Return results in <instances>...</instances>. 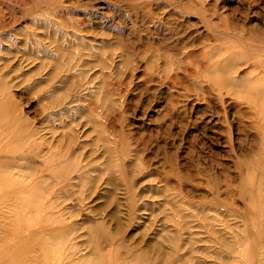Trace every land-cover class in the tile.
<instances>
[{"label":"rangeland","instance_id":"1","mask_svg":"<svg viewBox=\"0 0 264 264\" xmlns=\"http://www.w3.org/2000/svg\"><path fill=\"white\" fill-rule=\"evenodd\" d=\"M254 79L264 0H0L8 244L61 235L44 264H264Z\"/></svg>","mask_w":264,"mask_h":264},{"label":"bare ground","instance_id":"2","mask_svg":"<svg viewBox=\"0 0 264 264\" xmlns=\"http://www.w3.org/2000/svg\"><path fill=\"white\" fill-rule=\"evenodd\" d=\"M228 64V63H227ZM224 65V67L221 69L223 70V78L224 80L228 81L233 87H235L238 90H244L246 88L245 83L241 81H232L231 77L229 76V70L227 68L228 65ZM230 77V78H229ZM261 82L260 79H254L251 82H249L248 87H254L258 88L256 86L263 85L259 84ZM229 84V85H230ZM237 91V90H236ZM248 91V90H247ZM257 97L261 101L262 106H264V90H258ZM250 92V91H249ZM2 114V111L0 109V116ZM8 182V179L6 178L5 171H0V202L2 199H13L17 197V191L7 189L6 183ZM33 187H30L29 189L25 190L26 197L22 198L23 201L20 202H14L10 204L11 210H13V213H18L22 209V206L25 203L31 202L33 193H32ZM18 201V200H17ZM37 207V206H36ZM22 211V210H21ZM16 215V219L13 221V224L17 225L19 220L21 219V216L18 214ZM11 224V223H10ZM5 222L0 223V231L4 234H1L0 236V264H44L48 258L53 256H58V258H61L60 255L61 251L59 250V245L61 242V235H55L54 237L50 238L49 241H41L38 239L36 232H31L27 238H18V235L16 234V239H13L16 241L13 245L8 244V238L15 235L14 229L12 231H6L5 233ZM11 230V229H10ZM62 244V243H61ZM36 253L37 257L35 258L32 254ZM64 255V254H63ZM47 257V258H46ZM38 258H41L40 261H37ZM98 259V258H96ZM57 260V259H56ZM59 260V259H58ZM139 262V260H137ZM98 262L102 264V261ZM105 262V261H104Z\"/></svg>","mask_w":264,"mask_h":264}]
</instances>
